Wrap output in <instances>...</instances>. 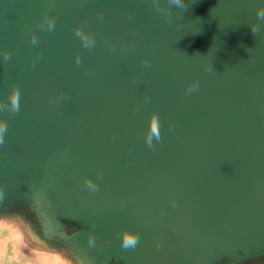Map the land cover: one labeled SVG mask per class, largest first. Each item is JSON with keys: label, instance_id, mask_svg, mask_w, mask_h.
<instances>
[{"label": "water", "instance_id": "obj_1", "mask_svg": "<svg viewBox=\"0 0 264 264\" xmlns=\"http://www.w3.org/2000/svg\"><path fill=\"white\" fill-rule=\"evenodd\" d=\"M185 5L0 0V207L85 264H264V0Z\"/></svg>", "mask_w": 264, "mask_h": 264}, {"label": "clouds", "instance_id": "obj_2", "mask_svg": "<svg viewBox=\"0 0 264 264\" xmlns=\"http://www.w3.org/2000/svg\"><path fill=\"white\" fill-rule=\"evenodd\" d=\"M168 3L186 10L185 0H168ZM256 11L257 17L264 20V7L257 8ZM251 31L255 35L258 26L252 24ZM76 35L84 41L85 47L90 46L89 41L81 32H76ZM144 63L147 64L148 61L145 60ZM195 87L196 84L193 82L188 86V90L192 91ZM19 96V90L13 89L10 93L11 107L8 111L19 112ZM3 110V106L0 105V111ZM6 132V122L0 120V145H3L5 141ZM153 137L157 141L161 139L160 121L155 111L151 114L149 127L145 135L149 147H153ZM84 184L93 192L97 191L98 186L92 180L84 178ZM4 201L5 187L0 184V205H3ZM172 203L175 206L174 200ZM31 217L29 218L28 214L16 209L7 210L0 207V264H85L83 258L45 236L36 222L35 216L31 214ZM119 235L121 246L125 250L134 249L139 243V233L137 232L123 228L120 230ZM87 240L90 247H95L96 242L91 232L88 233ZM195 264H205V261L198 260L195 261Z\"/></svg>", "mask_w": 264, "mask_h": 264}]
</instances>
